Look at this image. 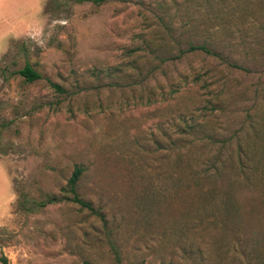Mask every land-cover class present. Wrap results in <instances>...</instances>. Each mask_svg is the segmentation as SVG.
Here are the masks:
<instances>
[{
  "label": "rangeland",
  "instance_id": "374dc122",
  "mask_svg": "<svg viewBox=\"0 0 264 264\" xmlns=\"http://www.w3.org/2000/svg\"><path fill=\"white\" fill-rule=\"evenodd\" d=\"M111 249L264 264V0H0V264Z\"/></svg>",
  "mask_w": 264,
  "mask_h": 264
},
{
  "label": "trees",
  "instance_id": "16d2710c",
  "mask_svg": "<svg viewBox=\"0 0 264 264\" xmlns=\"http://www.w3.org/2000/svg\"><path fill=\"white\" fill-rule=\"evenodd\" d=\"M189 50H202L205 53H210V50L208 49V47L200 44V45H190ZM17 73L19 75H21L23 77V80L26 82H31L35 79H37L39 77V75L31 69V67L29 66V64L25 63L20 69L17 70ZM183 132V131H182ZM235 155H236V159L239 160L238 165L239 167H242V163L240 158L242 157V148L241 147H237L235 150ZM81 169L78 166H75L72 169V172L70 174V176L67 179V187H68V191L71 194L70 197V201L78 204L80 207L87 209L88 211H92V207L89 204V202L87 201H83L81 198L78 197L77 193L75 192V184L77 179L79 178ZM53 198L48 199V202H52ZM112 255H113V260H114V264H120V258L117 254V252L113 249H111ZM1 261L5 264V259L2 257Z\"/></svg>",
  "mask_w": 264,
  "mask_h": 264
}]
</instances>
